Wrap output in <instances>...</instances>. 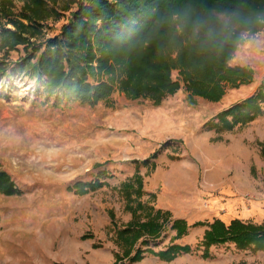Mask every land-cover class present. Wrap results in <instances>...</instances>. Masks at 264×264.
I'll return each instance as SVG.
<instances>
[{"label":"rangeland","instance_id":"rangeland-1","mask_svg":"<svg viewBox=\"0 0 264 264\" xmlns=\"http://www.w3.org/2000/svg\"><path fill=\"white\" fill-rule=\"evenodd\" d=\"M68 5L70 0L55 5L65 14L48 22L45 38L58 35L67 23L76 10L73 5L71 11L63 12ZM22 6L17 4L18 11ZM259 34L251 46H246V38L257 35H246L232 61L253 69L254 82L227 88L219 103L197 98L196 105L189 106L182 89L158 107L148 100L130 101L120 92L96 107L66 101L56 104L54 98L47 100L43 84L38 86L20 72L0 79V170L9 173L23 192L16 197L0 194V264H114L115 254L124 252L116 232L132 220L119 189L136 174L137 163L144 177V201L155 194L151 205L156 210L161 207L171 221L180 217L190 226L215 219L227 224L234 219L263 223L264 116L232 132L205 128L216 115L253 95L264 81V31ZM3 55L0 51V61ZM23 55L21 47L9 62L15 64ZM196 144L239 155V163L222 167L207 162ZM185 165L192 168V198L171 182L175 170ZM101 173L108 177L101 179L103 188L84 195L75 191V184L98 180ZM240 183L247 186L239 187ZM222 187L235 192L242 188L248 205L260 200L263 215L226 217L217 212L195 217L204 206L201 195L219 197ZM206 230V226L192 227L187 236L172 241L176 232L167 225L160 240L142 249L160 252L174 242L191 246L193 253L171 263L145 253L143 261L133 264H264V252L241 251L233 244L214 246L212 257L203 258V248L197 247ZM89 234L93 238L83 239ZM124 263L132 264L128 259Z\"/></svg>","mask_w":264,"mask_h":264},{"label":"trees","instance_id":"trees-1","mask_svg":"<svg viewBox=\"0 0 264 264\" xmlns=\"http://www.w3.org/2000/svg\"><path fill=\"white\" fill-rule=\"evenodd\" d=\"M50 1L0 0V51L4 54L0 79L20 72L38 86L43 84L48 101L96 107L120 92L130 101L148 100L158 107L183 89L189 106H195L197 98L219 103L227 88L254 82L253 69L232 61L246 35L264 31V0H70L62 11H71L73 5L76 10L58 35L45 38L48 22L65 14L55 9L59 0ZM18 3L23 4L20 11ZM21 47L24 55L11 64L10 55ZM261 116L264 81L253 95L216 115L205 128L232 132ZM138 164L136 174L119 189L132 220L116 232L124 252L115 254L114 264H125V259L141 262L145 253L171 263L193 253L191 246L174 242L160 252L142 249L160 240L167 225L176 232L172 241L187 236L192 227L206 226L197 247L203 248L205 259L212 257V247L226 244L241 251L264 252V222L234 219L227 224L215 219L190 226L183 219L171 221L168 213L151 205L155 194L144 201V177ZM144 164L148 166L150 159ZM104 178L106 173H101L98 180L79 182L74 189L83 195L97 191L105 186ZM0 194H23L4 170H0ZM91 238L90 234L83 237Z\"/></svg>","mask_w":264,"mask_h":264},{"label":"bare ground","instance_id":"bare-ground-1","mask_svg":"<svg viewBox=\"0 0 264 264\" xmlns=\"http://www.w3.org/2000/svg\"><path fill=\"white\" fill-rule=\"evenodd\" d=\"M197 147L202 151L207 162L216 163L217 166L218 165L222 167L227 166V164H229L230 162L237 165V161L239 160V157H241L239 155L235 157V155L227 151H219L211 148H202L199 145H197ZM191 169H192L191 165L181 166V168L176 169L175 170L176 173L172 174L171 176L172 185L175 186L181 185L182 190H184L185 196L187 198H192V196L190 195L191 185H192L191 184L192 176L190 173ZM245 186L247 185L243 183L239 184V187L243 188ZM242 188H238L237 191L235 192L230 187H222L223 193L221 194V196L216 198L209 197V199H207L206 196L201 195L202 198L200 200L203 202L204 206L201 209H199L197 213H194L195 217H200V216L205 217L217 212L225 213L226 217L233 216L234 214H241L245 217H249V216L261 217L263 215L262 214L263 206L261 201L256 200L249 203L248 205L245 198H242L243 196ZM193 195L195 196L196 194ZM239 196L241 198H239ZM222 197H227L228 200L227 201L222 200Z\"/></svg>","mask_w":264,"mask_h":264},{"label":"clouds","instance_id":"clouds-1","mask_svg":"<svg viewBox=\"0 0 264 264\" xmlns=\"http://www.w3.org/2000/svg\"><path fill=\"white\" fill-rule=\"evenodd\" d=\"M260 34H257V37H247L246 38V46H251L254 42H258V36Z\"/></svg>","mask_w":264,"mask_h":264},{"label":"crops","instance_id":"crops-1","mask_svg":"<svg viewBox=\"0 0 264 264\" xmlns=\"http://www.w3.org/2000/svg\"><path fill=\"white\" fill-rule=\"evenodd\" d=\"M149 197H150V196H148L147 198H149ZM155 208H156V207H155ZM162 208H163V207H162ZM157 210H161V207H158ZM179 218H180V217H177V218H175V220H176V219H179Z\"/></svg>","mask_w":264,"mask_h":264}]
</instances>
